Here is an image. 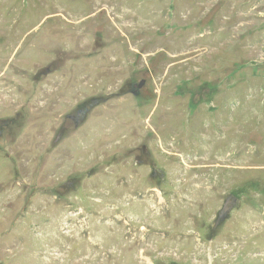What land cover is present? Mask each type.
Masks as SVG:
<instances>
[{"label": "rangeland", "instance_id": "rangeland-1", "mask_svg": "<svg viewBox=\"0 0 264 264\" xmlns=\"http://www.w3.org/2000/svg\"><path fill=\"white\" fill-rule=\"evenodd\" d=\"M0 264H264V0H0Z\"/></svg>", "mask_w": 264, "mask_h": 264}, {"label": "flooded vegetation", "instance_id": "flooded-vegetation-1", "mask_svg": "<svg viewBox=\"0 0 264 264\" xmlns=\"http://www.w3.org/2000/svg\"><path fill=\"white\" fill-rule=\"evenodd\" d=\"M156 176V174L155 173H153V171L151 172V177H155ZM162 179H164V178H162ZM218 215H217V217L215 218V221H214V223H216V225L218 224V223H220L221 222V216L223 215L222 214V209L219 211V213H217Z\"/></svg>", "mask_w": 264, "mask_h": 264}, {"label": "trees", "instance_id": "trees-1", "mask_svg": "<svg viewBox=\"0 0 264 264\" xmlns=\"http://www.w3.org/2000/svg\"><path fill=\"white\" fill-rule=\"evenodd\" d=\"M84 107H85V105H81L79 109H83ZM12 121H13V123H14L15 120H7V121L4 122V125H5L6 127H9V125H12V124H11ZM13 125H15V123H14ZM13 125H12V126H13Z\"/></svg>", "mask_w": 264, "mask_h": 264}]
</instances>
